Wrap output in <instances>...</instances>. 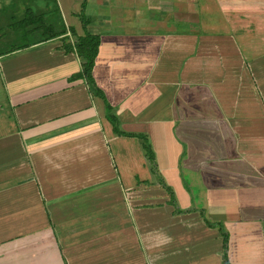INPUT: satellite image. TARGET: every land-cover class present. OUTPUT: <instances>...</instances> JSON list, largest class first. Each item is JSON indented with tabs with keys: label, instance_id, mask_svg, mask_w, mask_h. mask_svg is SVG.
Listing matches in <instances>:
<instances>
[{
	"label": "crops",
	"instance_id": "crops-1",
	"mask_svg": "<svg viewBox=\"0 0 264 264\" xmlns=\"http://www.w3.org/2000/svg\"><path fill=\"white\" fill-rule=\"evenodd\" d=\"M246 17L264 0H0V264H264Z\"/></svg>",
	"mask_w": 264,
	"mask_h": 264
},
{
	"label": "trees",
	"instance_id": "trees-1",
	"mask_svg": "<svg viewBox=\"0 0 264 264\" xmlns=\"http://www.w3.org/2000/svg\"><path fill=\"white\" fill-rule=\"evenodd\" d=\"M99 38L96 36L87 35L85 38H79L78 45L75 46V50L85 62L83 63V74L86 77L88 83L92 85L96 95L100 96L102 93L96 87L92 78V68L94 66L95 58L99 49ZM109 109V107H108ZM116 132L120 135H125L119 130L117 123L114 121ZM148 156L152 158L153 154L151 149H148Z\"/></svg>",
	"mask_w": 264,
	"mask_h": 264
},
{
	"label": "rangeland",
	"instance_id": "rangeland-1",
	"mask_svg": "<svg viewBox=\"0 0 264 264\" xmlns=\"http://www.w3.org/2000/svg\"><path fill=\"white\" fill-rule=\"evenodd\" d=\"M241 16L247 12H237ZM242 22H238L239 29L242 28V24L245 25V28L242 29L243 32H239L236 36H239L240 44L242 48L249 53L254 51L259 52L258 54L264 55V31L261 27V23L257 22L255 18H241ZM252 47V49H251ZM257 64V62H256ZM258 65V64H257ZM256 65V66H257Z\"/></svg>",
	"mask_w": 264,
	"mask_h": 264
}]
</instances>
